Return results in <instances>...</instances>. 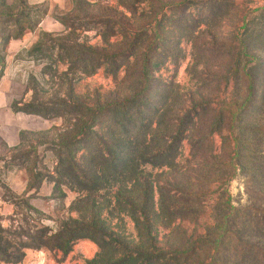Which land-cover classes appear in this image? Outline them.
I'll list each match as a JSON object with an SVG mask.
<instances>
[{
  "label": "rangeland",
  "instance_id": "374dc122",
  "mask_svg": "<svg viewBox=\"0 0 264 264\" xmlns=\"http://www.w3.org/2000/svg\"><path fill=\"white\" fill-rule=\"evenodd\" d=\"M227 1L217 19L201 13L198 6L177 24L175 13L168 8L166 16L160 15L151 2L136 4L133 12L120 0H0V226L6 238L17 240L12 234L16 228L34 231L45 227L54 233L64 224L88 222L91 212L83 205L87 192L80 191L69 177L55 179L57 144L75 140L81 134L79 125L89 119L66 112L58 104L97 109L112 98L123 97L129 84L124 80L128 62L116 71L110 65L97 67L96 63L78 62L76 50L119 53L128 49L131 33L149 25L147 37L135 52L138 57L153 41L158 21H163L160 31L165 44L157 52L162 62L155 79L157 88L165 87V113L175 115L194 103L210 101L211 114L190 133L200 138L209 130L206 124L210 121H214V131L209 141L195 148L186 134L176 166H146L141 169L140 183L131 182L127 175L92 168L99 176L100 186L93 194L98 222L128 248L183 250L199 246L209 233L215 235L223 213L231 207L248 206L263 221L245 237L264 249V0ZM103 19L112 20L109 28L99 22ZM121 25L128 28V36ZM241 39L245 52L258 57L259 65L252 73L257 78L258 100L252 99L248 113L232 124L227 117L221 119L219 110L227 101L240 103L247 97L245 76L241 72L234 75L229 67L243 56ZM92 132L107 137L106 126L89 124L84 130L86 142ZM69 150L86 169L93 167L84 157L90 156L88 149L72 146ZM193 176L201 179L191 186L200 194L199 212L181 217L170 214L167 220L158 204L160 183L169 180L183 187L187 181H196ZM145 182L153 185L149 193ZM118 197L133 203L147 199L150 235L128 207L118 204ZM208 247L200 248L185 264H210L215 250L210 252ZM111 252L87 238L77 240L68 251L26 248L21 262L0 260V264H90L94 259L121 257ZM243 264L263 262L249 257Z\"/></svg>",
  "mask_w": 264,
  "mask_h": 264
},
{
  "label": "trees",
  "instance_id": "16d2710c",
  "mask_svg": "<svg viewBox=\"0 0 264 264\" xmlns=\"http://www.w3.org/2000/svg\"><path fill=\"white\" fill-rule=\"evenodd\" d=\"M120 1L122 6L133 12L136 4L145 2H151L160 15L166 16L165 10L169 8L176 14L174 18H176L177 24L183 22V19L188 17L189 10H193L194 7L201 6V13H205L206 16L209 14L207 17L217 19L221 17L218 14L228 6L227 0ZM190 16L193 17V14L191 13ZM191 19L188 18V20ZM111 21V19H103L99 22L102 26H105L104 28H109ZM162 22L158 21L153 41L146 45L138 57L135 52L142 38L147 37L149 25L143 26L138 32L131 33V43L128 49L119 53L105 54L78 47L76 60L80 63H96L97 67L110 65L116 71L117 68L128 62L124 77L125 83H129L127 85L128 92H124L123 97L112 98L111 101H106L97 109L68 103L58 104L66 112H76L80 116L89 119V122H82L79 125L81 134H77L75 140H62L57 144L56 173L58 177L55 182L69 177L76 182V186L80 191L87 192V200H84L83 205L87 204L91 216L88 218V222L80 221L78 225L74 226L64 224L60 230L54 233L45 227H36L34 231L16 228L12 234L18 239L12 242L5 237L4 230L0 226V260L19 263L26 255V248L68 251L77 240L89 238L95 241L104 252L121 253L119 259L114 260L112 258L104 261L94 259L90 261V264H185L188 263L190 256L198 253L200 248L203 249L209 245L208 251L215 250V256L212 257L210 264H243L249 257L261 258L264 264V249L250 243L245 237L252 230L259 229V220L263 221V217L248 206L231 207L229 211L223 213L220 220V229L215 235L209 233L202 239V244L199 243V246L193 245L191 248L187 247L183 250L153 249L149 252V250L140 249L141 247L128 248L118 236L109 233L98 222V205L93 194L98 191L100 185L98 171H93L92 168H104L103 170L111 175L119 177L127 175L131 178V182L133 180V182L138 181L140 183L143 179L141 169L146 166L157 169L176 166V158L180 154V146L186 134H189L187 137L190 138L191 144L195 148L200 142L209 141V136L214 131V121H210L206 124L209 130L200 138V135L190 133L196 130V125L198 126L201 120H205L211 114L210 111L213 108L210 101L194 103L187 109L179 110L175 115L167 116L165 113V104L168 100L165 99L166 95H164L165 87L157 88L158 85H156L157 81L155 79L156 72L162 62H160L161 54L157 55V52L165 44V39L161 36L160 31ZM106 30L104 29V31ZM121 30L125 36H128V28L125 25H121ZM243 43L244 40L241 39V45L244 46L242 54L245 59L242 58L243 56H241V59L237 57L234 61L232 60L233 62L230 63L229 67L234 75L241 72L245 76L248 90L247 97L240 103L236 100L227 101L222 104L219 110L221 119L227 117L232 124L240 121L242 116L248 113L252 105L250 104L252 99L256 98L258 100L257 78L252 74L253 68L259 65L258 57L246 53L247 47ZM133 56L136 57L135 61L131 60ZM89 124L92 126L96 124L106 126L107 137L92 132L88 133L87 138L89 140L86 142L84 130ZM216 126V128L220 127V125ZM161 128H164V130L159 131ZM235 139L237 141V137ZM238 145L241 146V143ZM72 146L77 149H88L86 152L90 156L84 157L88 159L89 163L93 164V167L86 169L84 165H81L78 162V157L72 150H69ZM76 152L78 153L79 150ZM192 178L196 181L193 180L195 182L191 183L187 181L183 187H180L178 183L169 182V180L162 181V183L158 181L160 183V185L158 183L160 195L158 204L162 214L166 211L167 220L170 214L171 216L181 217L199 212L200 203L197 198L200 194L195 192L191 186L200 183L201 179L194 176ZM144 184L147 193H149V189H153V185L148 184V182ZM118 204L128 207L134 214L138 225L142 224L143 230L150 235L151 227L146 209L147 199L144 203H133L131 200L128 201L125 198L118 197ZM140 204H142L141 207H139ZM256 220L258 221L253 226L249 225ZM261 230L264 231V227ZM25 237L27 239H24ZM147 240L152 242V238H147Z\"/></svg>",
  "mask_w": 264,
  "mask_h": 264
}]
</instances>
